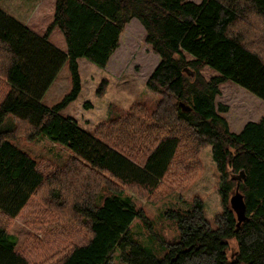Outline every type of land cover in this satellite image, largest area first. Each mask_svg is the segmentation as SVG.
<instances>
[{
    "label": "trees",
    "instance_id": "trees-1",
    "mask_svg": "<svg viewBox=\"0 0 264 264\" xmlns=\"http://www.w3.org/2000/svg\"><path fill=\"white\" fill-rule=\"evenodd\" d=\"M133 18L160 58L146 83L160 100L154 110L136 103L91 132L62 114L82 90L78 59L107 66ZM54 24L67 52L0 8V125L8 114L17 122L0 130V213L29 217L25 223L47 237L43 247L66 239L33 263L0 222V264H109L116 249L127 264H264V116L235 132L223 115L228 105L217 102L228 81L264 100V0H56ZM67 60L73 88L48 106L42 98ZM204 67L217 74L206 78ZM20 135L47 136L72 155L60 168L39 162L13 142ZM207 146L220 176L216 226L195 197L191 209L164 213L179 239L158 237L126 189L151 201L162 190H185ZM242 170L247 218L238 226L230 198ZM136 217L166 247L163 257L132 236Z\"/></svg>",
    "mask_w": 264,
    "mask_h": 264
},
{
    "label": "rangeland",
    "instance_id": "rangeland-1",
    "mask_svg": "<svg viewBox=\"0 0 264 264\" xmlns=\"http://www.w3.org/2000/svg\"><path fill=\"white\" fill-rule=\"evenodd\" d=\"M55 1L0 0V8L36 33L47 35L54 45L67 52L66 38L54 24ZM257 25L255 23L254 34L259 33L257 30L261 34V24L258 28ZM245 33H248V38L251 39V31ZM260 34L254 35L252 40H259ZM159 60V55L145 40L144 27L137 18H133L126 25L119 47L107 66L100 67L85 57L78 59L82 90L77 99L62 110V114L76 118L82 127L95 132L101 124L121 115L136 103L154 110L160 95L150 90L146 83ZM202 73L206 78L217 74L210 67H204ZM102 84L104 89L99 92ZM72 88L70 61L67 60L45 92L42 101L48 106H55L63 101ZM217 102L228 105L229 109L223 115L229 121L231 130L235 132L240 131L248 121H258L264 116V100L231 81L221 85V95L217 97ZM15 123V117L8 114L0 125V130L14 127ZM13 142L34 159L55 168L62 167L72 155L69 148L47 136L29 140L20 135ZM199 157L202 169L185 190H172L168 193L162 190L158 200L151 201L135 190L126 189L125 195L131 197L137 207L145 210L158 237L167 241L179 239L180 233L175 220L167 218L164 213L170 208L184 211L191 209L195 197L202 198L206 216L211 224L216 226L215 218L222 212L223 206L219 193L220 176L213 159L212 147L203 148ZM99 202H102V198ZM26 218H9L0 213V222L8 226L9 232L16 239L19 251L26 254L31 262L38 263L44 256L59 249L62 246L61 240L66 238L54 237L47 247H43L41 243L45 242L47 237L27 225ZM131 234L159 258L166 254V247L149 232L147 224L141 218L136 217L133 220ZM109 264H127L121 258L120 249L113 252Z\"/></svg>",
    "mask_w": 264,
    "mask_h": 264
},
{
    "label": "water",
    "instance_id": "water-1",
    "mask_svg": "<svg viewBox=\"0 0 264 264\" xmlns=\"http://www.w3.org/2000/svg\"><path fill=\"white\" fill-rule=\"evenodd\" d=\"M185 71L192 77L195 75L194 71L188 68H185ZM181 105L185 110L191 109L189 106H186L184 103H181ZM245 177H246V173L244 170H242L238 175L235 176V179L238 181V185L235 189L234 194L230 198L231 207L237 214V225L238 226L247 218L246 203L244 200V195L239 190V182Z\"/></svg>",
    "mask_w": 264,
    "mask_h": 264
},
{
    "label": "crops",
    "instance_id": "crops-1",
    "mask_svg": "<svg viewBox=\"0 0 264 264\" xmlns=\"http://www.w3.org/2000/svg\"><path fill=\"white\" fill-rule=\"evenodd\" d=\"M191 1H194V2H196V3H199V2H201L202 0H191Z\"/></svg>",
    "mask_w": 264,
    "mask_h": 264
}]
</instances>
